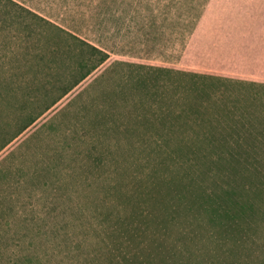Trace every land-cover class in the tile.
I'll use <instances>...</instances> for the list:
<instances>
[{
	"label": "rangeland",
	"instance_id": "rangeland-1",
	"mask_svg": "<svg viewBox=\"0 0 264 264\" xmlns=\"http://www.w3.org/2000/svg\"><path fill=\"white\" fill-rule=\"evenodd\" d=\"M15 1L55 25L0 0V143L100 56L60 27L109 58L0 151V264H264V208L205 193L264 179V0Z\"/></svg>",
	"mask_w": 264,
	"mask_h": 264
},
{
	"label": "trees",
	"instance_id": "trees-1",
	"mask_svg": "<svg viewBox=\"0 0 264 264\" xmlns=\"http://www.w3.org/2000/svg\"><path fill=\"white\" fill-rule=\"evenodd\" d=\"M7 3H11L12 5H15L17 7H20L22 9H25L26 11H28L29 13H32L33 15H35L36 17H38L39 19H43L46 23H49L51 25H55L52 21L44 18L43 16L37 14L36 12L30 10L29 8H26L20 4H18V2H16L15 0H6ZM262 5V9L264 8V3L263 4H259L258 6ZM56 27H60V26H56ZM60 29L62 31H65L66 33H68L69 35H71L74 39L81 41L82 43L87 44L89 47H91V49H93L94 52L99 53L100 56L98 57H93V55L91 56V58H85L82 61H80L79 63L81 64V67H86V70H84L80 76L72 83L65 85V88L57 95L55 96L53 99L49 100L46 105L44 106V108L40 109V111L37 112H31L30 113H25V118L27 117V119L24 121V123L18 128L16 129L14 132H12L11 134L9 133L8 136H4L2 142L0 143V151L3 150L9 143H11L15 138H17L25 129H27L29 126H31L32 124H35L36 121L38 120V118L43 115L47 110H49L51 107H53L54 105H56V103L64 96L66 95L69 91H71L77 84H79L82 80H84L88 75H90L95 69H97L102 63H104L108 58H109V53L103 51L102 49H100L99 47L95 46L94 44L87 42L86 40L82 39L81 37L77 36L76 34L67 31L64 28ZM262 30L264 31V24L263 23H259L258 25V32L256 34H262L264 35V33L262 32ZM79 64V65H80ZM255 66L253 64H251L249 67H245V66H241L244 70H249L252 73V76H240L237 74V76L233 77L236 79H241L242 83H244V81L246 82H250L253 83L255 81V78L253 77L254 74H257V71L259 72H264V65L259 64V63H254ZM78 66H74L75 68H72V70H75L76 68H79ZM174 68H176L179 72H181L184 76H186L185 74H191L190 72H198L199 70H196L195 68L190 67L191 69H187L185 68L184 65H174ZM184 70H188V73H185ZM201 72V71H200ZM218 71H212L210 72L209 70H207V72H204L205 74H208L210 76H213L214 78L217 77L219 79V77H223L224 74L222 72H218ZM249 73V72H248ZM231 77V78H232ZM252 77V79L250 78ZM205 78V77H204ZM230 78V79H231ZM233 78L230 81V83L232 82ZM208 85L205 84L204 82L202 84H200V82L198 83L197 86H195V90L197 93V97L196 99H203V95L205 96L204 100V109L203 111H210V114L214 115V113H216V117L218 120L219 125L222 124H228L229 121L231 120H235V118L237 117L238 114H252L251 117H255V114L253 113L254 111L249 110V108L247 109H243L240 106L237 105L236 102L234 101H239L241 99H239V94L237 95V97L235 98L233 102V104L228 103L230 102L229 99H225L226 94H223L222 98H219L220 92H211L209 89H206ZM192 88V87H189ZM192 90V89H191ZM224 92V91H223ZM252 94V93H251ZM250 94V95H251ZM241 95V94H240ZM249 95V97H250ZM224 99L228 102H225ZM37 102V98H35L32 101V104H35ZM238 107H240V109H238ZM249 107V106H248ZM236 108V109H234ZM195 109H193L194 112ZM249 133H251V129L248 128L245 132L246 137L249 135ZM214 134V132H213ZM226 136V135H225ZM190 138H193L194 135H189ZM188 137V139H189ZM215 137V134H214ZM213 137V139H214ZM228 138V136H226ZM229 139V138H228ZM227 144L229 143V140H224ZM216 142H213L214 145L216 146ZM248 142V141H246ZM239 145H243V144H239ZM232 155H235L236 157H238L237 155L239 154V151L236 147H232ZM224 150V149H223ZM218 153L217 157H213L211 155H209V157L211 158L210 162L212 163L213 161L215 162L217 159H221L224 157L225 153L223 152H216ZM237 153V155H236ZM258 155H262L264 157V148H263V153L260 154L259 152H257ZM191 176H195L196 177V171H191ZM213 173L216 175L218 174V170L214 169L213 167ZM173 174L169 173L166 175V177H161V176H157L155 182L153 183L154 186L158 185L159 181L161 180V178H163L166 182H171L173 180L176 179V175L174 174L175 177L171 176ZM186 177V176H185ZM187 178V177H186ZM189 179V178H188ZM234 183V182H233ZM233 183H229L228 186L229 187H225L224 189H226V192H230L232 191V194H230V198L226 201H224V194H220L219 198H216V195L218 194L217 190L213 187V186H208L205 189V193L209 196V198L213 201H215L216 203H218V207L221 208L223 207L225 204H227V208H232L230 205H228V202H230V200H233L235 204H238V208H257V204H259V208H264V179H260L259 181L256 182H249L246 185L242 186V189L244 192L240 191L238 186L236 184ZM221 185H223L222 183H220ZM224 186V185H223ZM224 201V202H223ZM214 202V203H215ZM225 203V204H224ZM213 206V204H212Z\"/></svg>",
	"mask_w": 264,
	"mask_h": 264
}]
</instances>
